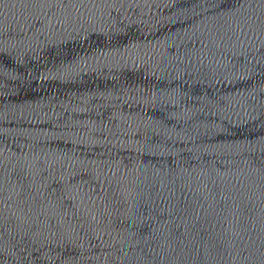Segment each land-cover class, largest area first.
I'll use <instances>...</instances> for the list:
<instances>
[{
  "label": "water",
  "instance_id": "1",
  "mask_svg": "<svg viewBox=\"0 0 264 264\" xmlns=\"http://www.w3.org/2000/svg\"><path fill=\"white\" fill-rule=\"evenodd\" d=\"M0 264H264V0H0Z\"/></svg>",
  "mask_w": 264,
  "mask_h": 264
}]
</instances>
